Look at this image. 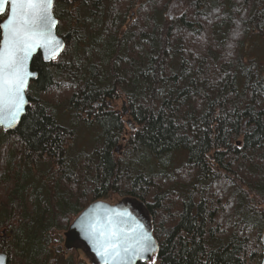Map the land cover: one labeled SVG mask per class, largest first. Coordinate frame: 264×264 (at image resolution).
Segmentation results:
<instances>
[{
	"label": "trees",
	"instance_id": "obj_1",
	"mask_svg": "<svg viewBox=\"0 0 264 264\" xmlns=\"http://www.w3.org/2000/svg\"><path fill=\"white\" fill-rule=\"evenodd\" d=\"M174 1L53 0L64 49L32 58L25 113L0 130L7 264H82L56 258L52 234L110 193L143 204L157 264H261L264 39L244 48L264 37V0H187L170 16Z\"/></svg>",
	"mask_w": 264,
	"mask_h": 264
},
{
	"label": "water",
	"instance_id": "obj_2",
	"mask_svg": "<svg viewBox=\"0 0 264 264\" xmlns=\"http://www.w3.org/2000/svg\"><path fill=\"white\" fill-rule=\"evenodd\" d=\"M52 6L53 0L51 6L48 8V15L51 17V20L47 22V27L43 30V35L28 39V43H31L34 46L27 51V58L24 60L23 64L25 82L19 93V99L17 101L20 103L19 110L16 109L9 99L7 85L4 86L3 97L0 99V127L3 131L14 130L17 127L22 115L25 112V108L28 105L26 90L29 82L34 81L37 78V73L30 70L32 58L39 54L43 62H52L57 59L64 49V41L55 33L57 20L53 16ZM5 12L6 16L0 25L6 24L12 17L11 0H8V3L4 6L3 13L0 15H3ZM0 31V49H4L8 46L11 38L7 28H0ZM21 55H24V53H21ZM6 78L7 77L5 76V79ZM135 204L137 205V203ZM126 207L132 212L138 214V209L132 204L128 203ZM91 208L92 207L89 206L83 210L82 213L75 219L73 225L76 227L82 225L81 223L85 221L87 212L90 211ZM111 224L116 227L119 225L125 226V229L106 230L107 234L104 235L103 247L107 257L104 259L102 264H134L136 261L142 260L144 256L148 257L151 252L156 254L157 245L148 229L147 231L141 227H132L125 220L115 219ZM84 232L89 239L90 227L85 226ZM261 247V264H264V232L261 235ZM0 264H6V257L3 254H0Z\"/></svg>",
	"mask_w": 264,
	"mask_h": 264
},
{
	"label": "flooded vegetation",
	"instance_id": "obj_3",
	"mask_svg": "<svg viewBox=\"0 0 264 264\" xmlns=\"http://www.w3.org/2000/svg\"><path fill=\"white\" fill-rule=\"evenodd\" d=\"M26 98L29 103V95H26ZM116 112L119 116L122 117L121 120L123 121V114H121L119 111ZM125 114H127V110H124V115ZM88 120H90V118H88ZM128 122V120L125 121V124L127 126ZM0 130L4 133H10L11 131H13H3L1 127ZM41 166L43 169H45L43 174H47L49 171V165L46 166L43 163ZM110 195L111 193L93 197L92 200L88 198L86 201V205H84L72 219L69 218L67 220L65 230L61 231L59 230V225L57 226L56 230L52 234V242L49 245L56 258L59 259L61 256L67 255V252H72L75 255L76 259L82 264H102L104 259L107 257L103 247L104 235L107 234L106 230L109 231V229H125V226H113L111 223L115 219L125 220L132 227H141L145 230L148 229L149 233H153L151 220L149 219L148 214L146 213L142 205H136V200L131 197H120L118 200H114L113 202L103 200L109 199ZM128 203L132 204L138 209V214L132 212L130 209H127L126 206ZM89 206H91L92 208L87 212L85 221L82 222V225H79V227L74 226L73 223L75 219L82 213L83 210H85ZM85 226L90 227L89 239L84 232ZM63 227H65V224L63 225ZM157 252L156 254L152 252L149 253L148 257L144 256L142 260H138L134 264H150L153 261H156L155 257L157 255ZM0 254L4 253L0 252Z\"/></svg>",
	"mask_w": 264,
	"mask_h": 264
},
{
	"label": "snow or ice",
	"instance_id": "obj_4",
	"mask_svg": "<svg viewBox=\"0 0 264 264\" xmlns=\"http://www.w3.org/2000/svg\"><path fill=\"white\" fill-rule=\"evenodd\" d=\"M7 3L8 0H0V14ZM11 4L12 17L6 24L0 25V28H7L11 38L8 46L0 49V99L7 85L9 99L19 110L20 103L17 101L25 82L23 64L27 51L34 46L28 43V39L43 35L47 22L51 20L48 8L52 0H11Z\"/></svg>",
	"mask_w": 264,
	"mask_h": 264
},
{
	"label": "rangeland",
	"instance_id": "obj_5",
	"mask_svg": "<svg viewBox=\"0 0 264 264\" xmlns=\"http://www.w3.org/2000/svg\"><path fill=\"white\" fill-rule=\"evenodd\" d=\"M186 1H187V0H176V1H174V2L172 3V5L170 6V8H169L168 14H169L170 16H175V15H177L178 13L180 14V13L182 12V10H183V7H184ZM263 39H264V37H263V38H260V39L252 38V39L246 44L244 50L250 53V51L253 50L254 48H257V47H259V46H262V47H263ZM259 40H260V41H259ZM255 50H258V51L261 53V56H262V58H263V55H262V54H264L263 49H255ZM247 52H246V53H247ZM255 52H256V51H255ZM255 52H254V53L251 52V54L253 53V55H255V54H256ZM249 56H250V54H249ZM114 106H115L114 108H115L116 111H119L121 114L124 115V107H123V105H121L120 100H119V102H115ZM58 112L62 113V114H61L62 117H60V119H61V120L64 119V120H63V123H65V124H69L68 121H71V120L74 119V118L71 117L70 113H68L69 111L66 109V107H65L64 104L60 105V109L58 110ZM124 117H125L124 119L127 118L126 116H124ZM62 118H63V119H62ZM76 125H78V127H79V124H76ZM171 162H172L173 166H175V165H177V164L179 163V159H175V160L173 159ZM120 197H121V196H118L117 194H111V195L109 196V199H103V200L113 202L114 200H118ZM69 256H73V257H74L75 255H74L72 252H70V253L67 252V255H65L64 258L66 259V258H68ZM150 264H157V263H156V261H153V262L150 263Z\"/></svg>",
	"mask_w": 264,
	"mask_h": 264
}]
</instances>
